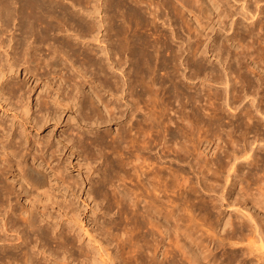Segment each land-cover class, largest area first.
Listing matches in <instances>:
<instances>
[{"label":"bare ground","instance_id":"obj_1","mask_svg":"<svg viewBox=\"0 0 264 264\" xmlns=\"http://www.w3.org/2000/svg\"><path fill=\"white\" fill-rule=\"evenodd\" d=\"M126 1L128 0H0V110L4 116L9 108L15 109L21 116L15 122L0 115V264H47L46 261H49L48 264H93L91 261L93 258L78 249L79 246H76L70 234L75 225H72V222L78 221L79 225L83 222V218L73 206V198L82 190L81 184L85 180L81 181L79 177L70 180L64 173L67 167L61 165V154L65 146L43 138L27 137L26 134L27 124H30L35 132L49 122H51L49 125L54 126L56 119L65 111L62 107L67 103L71 108L77 106L78 108L75 109L78 113L89 110L90 113L97 114L99 122L115 121L124 116L125 120L122 121L124 124L120 128L121 131L119 130L118 137L111 140L112 142L109 141L110 145L114 144L113 150L116 153L117 150L120 152L118 157L111 156L112 160L105 156L104 151H100L101 145L105 144L102 138L97 139L96 145L100 147L97 156L91 153L89 146V149L87 148V145L92 143L88 142L85 145L87 141H84L83 134L79 131L75 132V128L76 134L66 135V141L69 144L67 147L70 150L69 154H73V150L71 152L73 148L77 157L84 154L80 158L85 165L96 163V166H93L96 174L101 169L97 179L86 177L89 186L85 195L91 198V187L94 185L98 194L106 193L105 188L113 185L111 192L116 193L114 195L117 196V202L124 211L130 208H133L130 209L131 212L135 211V221L140 225V232L142 230L141 238L145 244L143 250L146 248L147 255L141 250L140 253L145 256H136V262L134 259L133 263L197 264L195 256L188 254L191 252L187 253L186 249V244L192 243L202 253L208 254L224 244L233 246L231 252L223 256L222 263L216 262L215 258L211 259L214 264H264V217L262 223L252 215L253 213L245 210L246 208L236 207V211L240 214L233 217V222L229 223L227 229L222 230V234L216 233V225L215 227L212 222L197 216V210L200 216L201 211H205L206 208L200 202L201 197L194 194L198 189H218L224 192L232 184L233 186L236 183L244 184L246 188L249 184H254V187L250 185L252 188H248L250 194L248 196L262 204L260 208L264 213V58L259 56L264 52V0H233V2L211 0L213 4L209 5L205 4V0H163L162 4L167 7V13L166 18L163 13L162 20L165 22L167 20L169 26L173 24L176 26H172L170 35L159 30V35L157 34L158 37L154 38L152 44L134 35L133 32L131 34L133 30L127 31L128 26L127 30L123 28L121 20L128 19L132 23L146 21L155 31L154 20L162 17L160 3L152 5L151 8V0L149 4L147 1L148 8L149 6L151 8L147 13L152 20H145L141 18L142 14L140 15L139 10L140 4H146V1ZM235 1L242 3H240L242 5L240 12L239 9L235 10L237 5ZM212 5H216L215 8ZM185 11L192 12V16L194 14L196 24L189 29H193L198 39L194 38L195 42L192 41L194 44L190 42L191 39H183L181 45L187 43L185 47L180 46L173 50L170 48L169 39L178 37L185 30L190 33L187 23L182 19ZM237 14L242 15L244 24H239L236 16L227 24L230 15L234 17ZM205 28H208L206 34L203 33ZM226 40L237 43L241 52L244 50L248 57H253L252 61L256 66L253 64L249 68V63L244 64L239 60L241 57L238 59L233 57L231 52L230 54L226 51ZM91 41L96 48H93V45L90 47ZM199 43L204 45L202 51L200 50L201 54L210 52L209 54L216 58L217 68L210 67L208 70L207 67H201V55L198 56L199 58L196 57V52L200 49ZM150 48L152 51L149 50ZM153 51L157 60H165L161 52L167 51L169 54L166 53L168 54L166 58L171 59L172 63L173 60L174 63L175 60L180 62L184 52L192 53L191 56L184 57L185 67L189 68L193 65L196 67L190 70L189 76L200 78L202 74L201 77H205L208 83H214V87L217 88V91L214 89L213 92L207 90L204 94L206 102L214 98L220 100L223 107L233 111L237 109L243 98L250 96V106L253 110H250V107V111L244 114L239 112L240 116L243 114L240 122L230 113L239 122L235 124L233 120V127L231 126L233 130H240L243 127L245 131L240 130L239 134L231 139L229 125L226 134L217 133L216 138L219 143L213 155L209 157L204 156L207 154L201 151L195 152L202 143L203 136H200L199 132L197 135L192 133L190 122L187 125L185 122L179 124L177 120H171L176 113L177 119L182 117L186 113L185 110L179 109L171 116L170 107L167 109L166 104L162 107L155 102L161 91L159 90L160 93L154 96L156 95L154 90L159 87L154 88L158 79L153 74L149 76L155 71L154 66H156L151 64L150 60V53ZM122 57L124 61L121 60ZM127 62L125 68L124 64ZM258 66L262 74L255 71ZM112 70L119 71L120 78H116ZM20 71L24 76L23 79L17 80ZM167 72L168 77L163 78L169 82L168 85L163 83L166 82L165 79L158 80L164 85L161 86L164 93H169L172 88H179L171 75L172 72L170 75L169 71ZM84 82L92 87V94L83 91ZM37 89L41 92L34 99L35 109L31 110V93ZM102 90L109 92L111 99H103L100 93ZM177 93L194 103L203 100V94L200 92L191 95L183 88H179ZM147 94L148 98L145 97ZM143 96L147 105L140 103ZM176 96L173 99L176 100L178 97ZM213 100L211 99V104ZM98 102L102 104L104 114L99 111ZM138 103L144 104L146 108H140ZM121 105L124 106L122 110L119 109ZM140 109H143V112ZM193 109L195 111L192 115L195 116L196 126L198 121L202 120L201 115L199 116L200 106L196 104ZM168 110L170 111L167 112ZM67 118L71 119V116ZM171 124H174V127ZM132 130L138 133V136L134 134L132 136ZM34 135L37 136L36 133ZM174 162L176 165L173 164ZM114 164L121 171L120 182L115 187L112 181ZM45 169H48L53 181L59 182V185L66 188L69 196L73 198L58 200V197L51 194L43 200L33 198L28 206H23L19 203V191H16L14 183L18 184L20 192L23 193H28L31 187L38 190L45 185L46 171H43ZM95 199L94 196L91 200L94 204ZM235 203L233 202V207ZM59 215L64 218L59 219ZM160 215L166 219L171 218L168 224L170 227L163 223V226L159 225ZM169 231L175 235L174 237L171 235V239L168 238ZM84 232L89 237L90 234H87L86 230ZM165 238L166 246L162 250V258L158 260L155 251L159 249ZM49 241L52 245H49ZM94 241L96 243L97 240ZM210 244L213 248L209 247ZM97 249L100 250V247ZM118 250L115 249L114 253L108 251L106 253L108 257L105 256L108 258V263L105 261L104 263L124 264L126 259L123 260L122 255L117 254ZM250 254L253 255L254 261L247 258Z\"/></svg>","mask_w":264,"mask_h":264},{"label":"rangeland","instance_id":"obj_2","mask_svg":"<svg viewBox=\"0 0 264 264\" xmlns=\"http://www.w3.org/2000/svg\"><path fill=\"white\" fill-rule=\"evenodd\" d=\"M129 1V0H128ZM126 1V2H128ZM146 1V4L144 3H141L140 4V15H141V18L145 19V20H152L150 18H152L147 12L153 8L154 4L156 3H160V8L163 10H161V18L159 19H155V23H156V30L154 31L151 26L149 24L146 23V21H142V22H129V20L127 21L126 19L124 20H121V25L123 26V28L127 27V31H130V30H133L131 31L130 33L138 37H141L142 39H145L147 40L148 42H150L151 44L155 41V39H157V34L159 35V30L162 32H167L169 35H170V29L172 28V26L174 25H170L167 23L168 21L166 20H162L164 18V15H165V18H166V13H167V7L162 4L163 3V0L158 2L156 0H151V8L149 6L148 8V4H149V0H145ZM147 1H148V4H147ZM153 1V2H152ZM156 1V2H155ZM189 1H192V0H189ZM155 2V3H154ZM207 2V3H206ZM233 2V0H232ZM237 2V1H235ZM234 2V3H235ZM239 3V4H238ZM241 1H238L237 4L235 7V10L237 11L238 9V12H240L241 10V7L242 6L241 4ZM205 4L206 5H209V4H213L211 0H205ZM204 4V5H205ZM126 5H128L126 3ZM147 5V6H146ZM153 5V6H152ZM161 5L163 7H161ZM216 5H212L213 8H215ZM145 8V9H144ZM143 11V13H142ZM146 11V12H144ZM188 11H185L184 14H183V18L185 20V22L187 23V27H188V30H190V33L188 31H183L182 34H179L178 37H175V38H170L169 39V45H170V48L171 49H176V48H180V46L182 47H185L184 45H186L187 43H184L183 45H181L182 43V40L183 39H191V43L195 42V39L196 40L198 39L197 36L195 37V32L193 31V29H189V28H192L194 24H196V21H195V18H194V14L192 16V12H188ZM164 13V15H163ZM150 17H148V16ZM186 15V16H185ZM146 16V17H145ZM232 16V17H231ZM238 18L239 19V24H244V20L242 18V15H230V18L227 20V24H229L230 21L233 20V18ZM241 16V17H240ZM263 19V18H262ZM123 21L126 23L123 24ZM162 21V22H161ZM144 22V23H143ZM129 23V24H128ZM165 23V24H163ZM131 24V25H130ZM145 24V25H144ZM190 24V25H189ZM134 25V26H133ZM144 25V26H143ZM132 26V27H131ZM176 25H174L173 27H175ZM192 26V27H191ZM130 27L132 29H130ZM134 27V28H133ZM144 27V28H143ZM146 27V28H145ZM160 27V28H159ZM136 28V30H135ZM208 29V28H207ZM206 28L204 29L205 31H203V33L205 32V34L208 32ZM135 30V31H134ZM138 30V31H137ZM192 30V31H191ZM140 31V32H139ZM153 34H151L150 33ZM154 31V32H153ZM158 31V32H157ZM140 33V34H139ZM166 33V34H167ZM188 33V34H187ZM151 34V35H150ZM156 34V35H155ZM190 34V35H189ZM214 33H212L213 35ZM143 35H144V38H143ZM147 35V36H146ZM189 37H188V36ZM153 36V38L151 37ZM157 36V37H156ZM191 36V37H190ZM194 36V37H193ZM152 39H151V38ZM188 37V38H187ZM222 37H223V34H222ZM147 38V39H146ZM155 38V39H154ZM182 38V39H181ZM181 39V40H180ZM202 39V38H201ZM205 39V38H203ZM193 41V42H192ZM207 43V42H206ZM204 42V44H206ZM232 40H226L225 41V49L226 51H229V53L231 52L233 54V57H237L239 60H241L244 64L246 63H249V68L253 66H256V64L252 61L253 60V57H248V55H246V52L243 50V52H241L240 50V47L237 43H234ZM94 44L93 41L90 42V47H92V45ZM194 44V43H193ZM200 45V49H198V52H196V57L199 58L198 56H200V64L202 65L201 67H207L206 69H210L211 68H214L216 65V58H214L213 56H211L209 53L210 52H207V53H202L201 54V49L203 48L204 45L202 44H198ZM95 47V45H93V48ZM199 47V46H198ZM96 48V47H95ZM239 49V50H238ZM151 50V48L149 49ZM201 50V51H200ZM152 51V50H151ZM155 51H153V53H150V60H151V64H154L156 66L155 67V73L151 72L149 74V76H152L155 75V77L160 80L162 78V80L165 79L166 81V78H163L164 76L168 77V72L169 71V75L171 73V75L174 77V80H176L177 82V85L179 86V88H183V90L186 92V93H190L191 95L192 94H196V93H199L200 94H203V100L201 99L198 103L197 102H193L192 100H188L187 101V98L184 99L182 98V96L180 97L179 94L177 93L179 91V88L178 89H173L172 90H169V93H164L163 90L161 89L162 87L161 86H164V85H161L160 82L158 80H156V83L158 85H154V88L155 87H158L156 90H154V96H157L160 91H161V95L159 97L156 98V103L160 104V106H164L166 104V106H168L167 109H172V111L168 110L167 112L170 111V115L173 116V112H177V110L181 109V110H185V112L187 113H184V115L182 117H180L179 119H177V113L174 114L173 118L171 120L175 121L177 120V122L180 124H182V122H185L186 124L187 123H191V127L193 128L191 131L192 133H197L199 132V135L203 136L202 138V143L199 144L198 146V150L195 151V152H198L201 151L203 152V154H207V155H204V156H211L214 154V152H216L217 150L215 149L217 144L219 143L216 136L218 135L217 133H225L229 131L230 135H231V139H233L235 137V135H238L240 130H242L243 132L245 131V129H243V127H241L240 130H236L234 129L233 130V120H234V123H239L241 121V116L250 111V110H253V107L250 106V101H251V97L250 96H247V98H243L241 100V102L239 103L240 105L242 106H238L237 109H234L233 111L232 110H228L226 107H223V104H220V100H217V99H214V98H210L209 101L206 102L205 97H204V94L207 92V90L209 89L208 92H213L215 91L214 89H216L217 91V88L214 87V83H208V80L205 78V77H201L202 74L200 75V78H192L190 77V70H194L196 67L193 65V67H185V58L186 57H189L192 55V53H188L186 54V52H184L182 55H181V59H180V62H178L179 60H175V63H174V60H173V63L171 61V59L169 58H166L168 57V52L167 51H163L161 52L162 53V56L165 60H167L165 62V60H157L156 58V54H154ZM245 52V53H244ZM168 53V54H166ZM230 53V54H231ZM264 53V52H262ZM258 54L259 56L263 57L264 58V54ZM99 54V53H98ZM191 54V55H190ZM206 54V55H205ZM189 55V56H188ZM158 56V55H157ZM250 56V55H249ZM257 56V58L259 57ZM185 57V58H184ZM202 57V58H201ZM206 58V59H205ZM251 58V59H250ZM256 58V59H257ZM124 57L121 58L122 61ZM161 59V58H160ZM205 60V61H204ZM171 61V62H170ZM207 61V62H206ZM210 61V62H209ZM163 62V63H162ZM170 62V63H168ZM182 62V64H180ZM159 63V64H158ZM162 63V64H161ZM166 63V64H165ZM175 64V65H174ZM205 64V65H204ZM128 65V62L124 64V67L126 68V66ZM160 65V66H159ZM165 66V67H162L161 66ZM168 65V66H166ZM179 66V68L177 66ZM152 66V67H153ZM174 71H173V68ZM176 66V67H174ZM191 66H192V63H191ZM209 66V67H208ZM157 67V68H156ZM218 67V66H217ZM215 67V68H217ZM260 67L258 66V68L256 67V70L255 71H258L262 74L261 71H259ZM166 71H163L165 70ZM169 69V70H168ZM172 69V70H171ZM178 69V70H177ZM126 71V70H125ZM112 74L116 77V78H120V74H119V71H114L112 70ZM167 72V73H166ZM175 72V73H173ZM88 73H89V70H88ZM158 73V74H157ZM162 73H165V74H162ZM167 74V75H166ZM184 74V75H183ZM162 77H160V76ZM176 79H175V76ZM186 75V76H185ZM23 76L24 74L22 73V71L18 72L17 74V80H21V78L23 79ZM190 77V78H189ZM187 79V80H186ZM178 80V81H177ZM206 80V81H205ZM158 81V82H157ZM161 81V80H160ZM165 85H168L169 82H163ZM180 83V84H179ZM183 84V85H182ZM207 84H210V85H207ZM213 87H212V85ZM207 86V87H206ZM82 87H83V91L86 92V94H92V87L89 86V84H87L86 82H84L82 84ZM85 87V88H84ZM263 87V85H262ZM185 88V89H184ZM211 88V89H210ZM190 89V90H189ZM160 90V91H159ZM178 90V91H177ZM171 91V92H170ZM174 91V92H173ZM176 91V92H175ZM189 91V92H188ZM205 91V92H204ZM40 89H37L36 91H34V93H31V100H30V108L31 110H34L35 108V100L36 97H37V94L40 93ZM163 92V93H162ZM102 93L101 96L103 97V99H111L110 94L109 92H104V90H102ZM104 93V94H103ZM166 94V95H165ZM172 94V95H171ZM173 94L178 98L173 99L175 98V96H173ZM108 95V97H107ZM148 94L145 95L146 98H148ZM162 96V98H161ZM165 96H169L167 98H165ZM173 96V97H172ZM110 97V98H109ZM144 97V96H143ZM142 98V101H140V103H144L145 105H147V102L145 101L146 98ZM172 97V98H170ZM180 97V98H179ZM250 97V98H249ZM150 98V97H149ZM155 98V97H153ZM165 98V99H164ZM160 101V103L157 101ZM170 99V100H169ZM211 99L213 100L212 101V104H211ZM250 99V100H249ZM178 100V101H177ZM244 100V101H243ZM161 101H166V103L164 102H161ZM169 101V102H168ZM146 102V103H145ZM168 102V103H167ZM208 102H210V104L208 105ZM118 103V102H117ZM138 103L140 106V108H146V106L144 104H140ZM162 103V104H161ZM171 103V104H169ZM190 103V104H189ZM219 103V104H218ZM256 103V102H255ZM196 104H198L200 106V109H199V116L202 120L198 121L197 123V127L195 126L194 124V121H195V116H193V111H195V108L196 107ZM202 104V105H201ZM124 105V104H122ZM120 106L119 109L122 110L124 109V106ZM144 105V106H143ZM182 105V106H181ZM186 107H185V106ZM33 106V107H32ZM65 107H62L65 109V111H63L62 115L60 118L56 119V122L54 123V126L52 125H49L51 124V122L47 123V127L44 126L42 128H39V129H36V132L34 131V128H32L30 126V124H27L26 125V128H27V137L28 136H33V138L35 137V139H40V138H43L44 140H49V141H53L55 143H58L60 146H65V149L62 151L63 154H61V165H65L67 167V171L64 172L66 174V176L70 179V180H73L75 179L76 177H79L78 179L81 181L85 180V182H83V184H81L82 186V190L80 192H78L76 194V197H72V196H69L66 188L64 189L63 186L59 185L60 183L57 182L55 183L53 181V178L52 176L49 175V171L48 169H45L43 171H46L44 172L45 175H46V181H45V185L41 188H38L37 189H33L35 187H31V189H28L30 194L28 193H23V192H20V189L18 188V184L17 183H14V186L16 188V191H19V203H21L23 206H28L30 204V201L33 200V198H40V199H44L45 197H47L48 195H51V194H54L55 197H58V200L60 199H63V198H66L68 199L69 197H72L73 198V206L76 208L77 212L80 214V217L83 218V222L80 223V226L79 225V222H72V225H74V230L70 232L71 236L73 237L72 239L74 240L73 242H75L76 246H79V250L87 253V255L91 256V261L93 264H105V262L108 263V258H106L105 256L106 253L109 251L110 253H114L115 249H121V250H118V255L120 256V254L122 255L121 257L126 260H124V264H135L133 263L134 262V259H135V262H136V256H145V254H142L140 253L141 250L144 249V246L145 245L142 240V230L140 232V228L138 225V223L135 221V214L134 212L131 210H133V208H130V209H124L122 208V206L117 202L118 199H117V196L114 195L116 193H112V188H113V185L111 187H107L109 188V190L107 188H105L107 190V194L106 193H103L101 192V194H104V196H102L101 194H98L97 190H96V187L95 185L91 187V189L89 188V191L91 190V198L87 197L85 194H86V191L88 189V186H89V183L87 182L86 180V177L88 178H93L95 180V178L97 179L98 176L101 174V169H99L98 173L96 174L95 171L93 170V166H96V163L95 164H92V165H85L83 163V160H81L80 157H83V156H79L77 157L76 155V152L74 151L75 149H71V152L73 150V154H69L68 152L70 151L69 149H67V147L69 146V144L67 143L66 141V135L68 134H76L75 132L76 131H79L83 134V138L85 139L84 141L86 142L85 145H87V143H92L91 145H87V148L89 146V148H91V153L93 152L94 153V156H97V153H98V150H99V146H97V139L98 137L99 138H102V141L103 145H101V148L103 149L104 147L106 146H109V147H106L104 148L103 150L101 149L100 151H104V154L105 156L108 158V159H111L114 157L115 158V155L118 157L119 156V151L117 149V153L116 151L113 150L112 146L114 145H110L109 144V141L112 142L114 139H116V137H118V134L119 132L121 131L120 128L123 126V122L125 119H124V116L123 118L121 119H115L114 120H111V121H103V122H99L100 120L97 119V114H92L89 112V110H83L81 111L82 113H78L76 111L75 108H78L77 106L76 107H73L71 108L70 107V104H66L64 105ZM143 106V107H141ZM193 106V107H191ZM204 106V107H203ZM245 106V107H243ZM172 107V108H171ZM174 107V108H173ZM190 107V108H189ZM241 107V108H240ZM251 107V109H250ZM157 108V107H155ZM178 108V109H177ZM184 108V109H183ZM192 108V110H191ZM209 108V109H208ZM98 109L100 112H102L104 114V110L103 109V106L102 104H100V102H98ZM101 109V110H100ZM250 109V110H249ZM141 110V109H140ZM143 110V109H142ZM141 110V112H143ZM156 110V109H155ZM158 110V109H157ZM190 110V111H189ZM216 110V111H215ZM223 110V111H222ZM227 110V111H226ZM144 111H146L144 109ZM207 112V113H206ZM235 112V113H234ZM237 112V113H236ZM243 113L241 114L240 116V113ZM195 113V112H194ZM217 115H216V114ZM233 115L234 114V118L236 117V119H238V121L236 119L233 118ZM7 114V115H5ZM4 114L3 116V113H2V110H0V115L3 116L4 119H7V120H11V121H15L17 122L18 118H21L20 115H18V112L17 110L15 109H11L9 108L6 113ZM192 115V116H191ZM238 115V116H237ZM67 116H71V119H68ZM212 117V118H211ZM70 118V117H69ZM75 118V119H74ZM139 118V117H138ZM209 118H211V121H209ZM214 118V119H213ZM229 120H228V119ZM67 119V120H66ZM97 119V120H96ZM208 119V120H207ZM226 119V120H225ZM181 120V121H180ZM183 120V121H182ZM185 120V121H184ZM213 120V121H212ZM202 121V122H201ZM237 121V122H236ZM54 122V121H53ZM121 122V123H120ZM201 122V123H200ZM230 122V123H229ZM183 123V124H185ZM229 123V124H228ZM223 124V125H222ZM49 125V126H48ZM80 125V126H79ZM173 127H174V124H171ZM188 125V124H187ZM230 125V127H229ZM200 126V127H199ZM207 126V127H206ZM82 127V128H81ZM221 127V128H220ZM226 127V128H225ZM228 127L230 129H228ZM261 127V126H260ZM74 128H75V132H74ZM200 128V129H199ZM32 129V130H31ZM52 129V130H50ZM71 129H73V132H71ZM222 129H226L225 132L224 130ZM228 129V131H227ZM85 130V131H84ZM120 130V131H119ZM197 130V132H196ZM199 130V131H198ZM262 130V128H261ZM30 131V132H29ZM217 131V132H216ZM232 131V132H231ZM234 131V132H233ZM238 131V132H237ZM33 133V134H32ZM37 134L34 135V134ZM203 133V134H202ZM238 133V134H237ZM138 136V133L134 132L133 130L131 131V135L133 136ZM212 134V135H211ZM112 135V136H111ZM115 135V137H114ZM117 135V136H116ZM207 135V136H206ZM215 135V137H214ZM102 136V137H101ZM209 136V137H208ZM113 137V138H111ZM207 137V138H206ZM209 138V139H208ZM228 138V137H227ZM112 140V141H111ZM209 141V142H208ZM204 142V143H203ZM208 142V143H207ZM109 144V145H108ZM209 144V145H207ZM105 145V146H104ZM204 145V146H203ZM200 147V148H199ZM75 148V147H74ZM88 148V149H89ZM204 148V149H203ZM106 151V152H105ZM114 151V152H113ZM113 152V153H112ZM115 153V154H114ZM96 154V155H95ZM118 154V155H117ZM203 154L201 156H203ZM99 155V153H98ZM93 156V157H94ZM113 156V157H111ZM99 160V159H98ZM28 162L30 163L31 160L29 159ZM101 162V161H100ZM177 162V161H176ZM36 164V163H35ZM102 165V163H100ZM168 165V163H166ZM174 165H176V163L174 162L173 163ZM115 167H114V172L112 173L113 174V178H112V181H113V184H114V187L115 185H117L119 182H120V179L119 177H121V171L119 170V168L116 167V164H114ZM99 166H97L98 168ZM104 167V165L102 166V168ZM116 168V169H115ZM118 170V171H117ZM47 173V174H46ZM68 173V174H67ZM95 175V176H94ZM116 175V176H115ZM189 175L192 177V174L189 173ZM115 178V179H114ZM193 181L195 180L194 178L192 179ZM191 180V181H192ZM10 181V180H8ZM192 181V182H193ZM87 184V185H86ZM244 185V184H243ZM243 185L241 184H238L236 183V185L233 186L230 185L228 186V188H226L224 190V192H220V190L218 189H214V190H209V189H203V190H199L196 191V194L197 196H200L201 198V203L204 205V207L206 208L205 211H201V214L199 216V210L196 211V213H198V217H200V219H206V221L208 222H212V224L216 227L215 228V232L216 233H221L222 234V230L224 229H227L228 225L230 222H233V217L236 215V214H240L239 212L236 211V207L237 208H243L245 210H249V212L256 218L258 219V221L262 222L263 223V215L264 213L262 212L263 210L260 208L262 206V204L260 202H258V200H252L249 193V189L252 188V186L254 184H249L248 188L244 187ZM252 185V186H250ZM255 186V185H254ZM253 186V187H254ZM240 187V188H239ZM244 187V188H243ZM29 188V186H28ZM246 188V189H245ZM105 190V191H106ZM210 192H209V191ZM235 190V191H234ZM94 191V192H93ZM96 192V193H95ZM199 193V194H198ZM203 193V194H202ZM221 193V194H220ZM28 194V196H27ZM68 194V195H67ZM113 194V196H112ZM218 194V195H217ZM245 194V195H243ZM31 195V196H30ZM79 195V196H77ZM100 195V196H99ZM195 195V196H196ZM226 195V196H225ZM34 196V197H32ZM95 196V204L92 200V197ZM209 196V197H208ZM27 197V198H26ZM87 197V198H86ZM114 199H113V198ZM212 197V198H211ZM248 197H250L248 199ZM29 198H31L29 200ZM117 199V200H116ZM212 199V200H211ZM236 199V200H235ZM107 200V201H106ZM109 200V201H108ZM115 200V201H114ZM215 200V201H214ZM226 200V201H225ZM260 200V199H259ZM84 201V202H83ZM114 201V202H113ZM75 202V203H74ZM83 202V203H82ZM204 202V203H203ZM230 202V203H229ZM233 202L235 203V207H233ZM85 203V204H84ZM107 203V204H106ZM228 203V204H227ZM115 204V205H114ZM252 205V206H251ZM207 206V207H206ZM109 207V208H108ZM209 207V208H208ZM122 208V209H121ZM256 208V209H255ZM258 208V209H257ZM254 209V210H253ZM121 210V211H120ZM127 211V212H126ZM55 212L57 213V211L55 210ZM236 212V213H235ZM126 213V214H125ZM133 213V214H132ZM260 213V214H259ZM130 216V217H129ZM161 217H159V225L160 226H163L162 223L165 225V226H169L168 224H170L171 222V218L170 219H166V218H163V215H160ZM134 217V218H133ZM229 217V218H228ZM261 217V218H260ZM64 217L62 215H59V219H63ZM124 218V219H123ZM214 219V220H213ZM229 219V220H228ZM262 219V220H261ZM202 220H200L202 222ZM212 220V221H211ZM225 220V221H224ZM223 222V223H222ZM124 223V224H123ZM79 225V226H78ZM110 226V227H109ZM98 227V228H97ZM109 228V229H108ZM111 228V229H110ZM129 228V229H128ZM131 228V229H130ZM138 228V229H137ZM162 229L164 227H161ZM137 229V230H136ZM221 229V230H219ZM87 231V234H90L88 235L89 237H87L85 234L84 231ZM89 230V231H88ZM94 232H93V231ZM105 230V231H104ZM127 232H126V231ZM130 232H129V231ZM134 230V231H133ZM144 230V229H143ZM99 231V232H98ZM84 232V233H83ZM91 232V233H89ZM139 232V233H138ZM73 233V234H72ZM170 233V234H169ZM168 235H169V239H171V235H173V237L175 236L173 234V232L169 231ZM105 234V235H104ZM139 236H138V235ZM108 235V236H107ZM129 235V236H128ZM128 236V237H126ZM130 237V238H129ZM139 237V238H138ZM172 237V238H173ZM123 238V239H122ZM167 238V237H166ZM165 238L164 242L159 246V249H157V251H155V255L157 257V259H161L162 258V250L165 248L166 246V241L167 239ZM104 239V240H103ZM122 239V241H121ZM140 239V240H139ZM93 240V241H92ZM94 240H97L96 243ZM111 240V241H110ZM135 241V242H134ZM93 242V243H92ZM117 242V243H116ZM124 242V243H122ZM95 243V244H94ZM98 243V244H97ZM116 243V244H115ZM126 243H128L126 245ZM49 245H52V243H50L49 241ZM99 245V246H98ZM102 245V246H101ZM138 245H141L143 248H138V247H141V246H138ZM225 245V247H224ZM223 246H220L218 247L217 249H213V252H211V254H208L207 252H203L197 247L195 246L194 244L192 243H188L186 244V249H187V253L188 252H191V253H188V254H192V256H195L194 258L196 259V263L197 264H214L212 260H214L213 258H215V260H217L216 262H219V263H222L223 262V259L226 255H228L230 252H231V249H233V246L229 245V244H224ZM100 247V250L97 249V247ZM118 246V247H117ZM120 246V247H119ZM96 247V248H95ZM116 247V248H115ZM210 248L212 247V244H210L209 246ZM229 247V248H228ZM170 248V247H169ZM213 248V247H212ZM222 248V249H221ZM107 250V251H106ZM218 250V251H217ZM144 251V252H143ZM142 252L143 253H146L147 255V251L146 248L145 250H143ZM103 252V253H102ZM218 252V253H217ZM227 254H226V253ZM94 253V254H93ZM149 253V252H148ZM207 253V254H206ZM92 254V255H91ZM206 254V256L204 255ZM60 255V254H59ZM212 255V256H211ZM124 256L126 258H124ZM128 256V257H127ZM190 256V255H188ZM224 256V257H223ZM108 257V256H107ZM218 257V258H217ZM252 254H250L247 258H251L253 261H254V257ZM55 258L56 257V254H55ZM59 258V257H58ZM223 258V259H222ZM210 259V260H209ZM58 260V259H57ZM60 260V258H59ZM101 260V261H100ZM107 260V261H106ZM250 260V261H252ZM42 262V261H41ZM49 263V261H46V263ZM127 262V263H125ZM129 262V263H128ZM212 262V263H211ZM47 263V264H48ZM22 264V263H21ZM225 264V263H224Z\"/></svg>","mask_w":264,"mask_h":264}]
</instances>
